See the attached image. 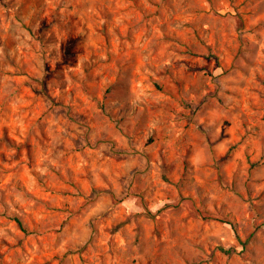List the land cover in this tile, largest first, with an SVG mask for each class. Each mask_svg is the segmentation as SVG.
<instances>
[{
    "label": "rangeland",
    "instance_id": "obj_1",
    "mask_svg": "<svg viewBox=\"0 0 264 264\" xmlns=\"http://www.w3.org/2000/svg\"><path fill=\"white\" fill-rule=\"evenodd\" d=\"M0 264H264V0H0Z\"/></svg>",
    "mask_w": 264,
    "mask_h": 264
},
{
    "label": "trees",
    "instance_id": "obj_2",
    "mask_svg": "<svg viewBox=\"0 0 264 264\" xmlns=\"http://www.w3.org/2000/svg\"><path fill=\"white\" fill-rule=\"evenodd\" d=\"M14 219L17 221V223L21 226H22V222H21V219L18 217V216H14ZM227 222L229 223H232L231 220H227ZM221 251L225 252V253H228V254H232L236 251V249L234 247H229V248H225V247H220Z\"/></svg>",
    "mask_w": 264,
    "mask_h": 264
}]
</instances>
